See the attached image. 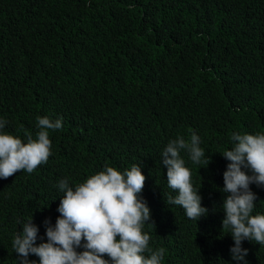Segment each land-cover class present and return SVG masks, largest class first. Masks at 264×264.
<instances>
[{"label": "trees", "instance_id": "obj_1", "mask_svg": "<svg viewBox=\"0 0 264 264\" xmlns=\"http://www.w3.org/2000/svg\"><path fill=\"white\" fill-rule=\"evenodd\" d=\"M37 117L62 128L49 130L46 163L0 179V264H20L12 241L30 218L34 246L47 242L61 180L75 188L105 167L133 165L146 177L140 197L154 228L143 230L153 251L165 249L162 264H264L255 241H242L248 254L233 260L221 230V155L233 133L264 134V0H0V132L27 143ZM192 132L210 159L206 167L180 153L208 210L197 221L167 203L177 192L161 163L169 141ZM249 188L252 215H264V187Z\"/></svg>", "mask_w": 264, "mask_h": 264}, {"label": "clouds", "instance_id": "obj_2", "mask_svg": "<svg viewBox=\"0 0 264 264\" xmlns=\"http://www.w3.org/2000/svg\"><path fill=\"white\" fill-rule=\"evenodd\" d=\"M5 124L0 120V129ZM37 128L36 139L29 135L27 143L0 132V179L21 170L30 174L47 162L52 154L49 130H60L62 122L37 117ZM231 140L234 146L221 155L229 161L222 171V191L227 195L222 203L221 230L229 231L234 242L230 248L232 259L242 261L248 254L247 249L241 248L242 241L264 245V215H252L257 197L249 188L251 184L264 187V134L233 133ZM200 142L195 132L187 141L178 136L169 141L161 154V163L167 169V185L177 192L175 197H168L167 203L182 207L186 217L194 221L208 210L201 206V197L192 185L191 170L180 153L184 150L193 164L203 163L207 167L210 159ZM145 180L139 165L123 173L105 167L75 188L69 186L67 179L61 180L58 188L64 195L57 208L60 215L54 226L44 221L47 242L34 246L38 228L31 218L24 224L22 234L12 241L20 264H30V254L39 258V264H162L165 249L153 251L149 247L151 236L143 230L146 223L154 228V223H149L150 209L140 197ZM81 247L84 250L77 252Z\"/></svg>", "mask_w": 264, "mask_h": 264}]
</instances>
